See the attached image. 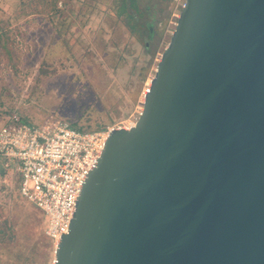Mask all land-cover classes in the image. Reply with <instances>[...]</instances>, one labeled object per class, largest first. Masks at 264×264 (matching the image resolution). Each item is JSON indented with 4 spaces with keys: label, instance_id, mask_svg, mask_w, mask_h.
<instances>
[{
    "label": "water",
    "instance_id": "water-1",
    "mask_svg": "<svg viewBox=\"0 0 264 264\" xmlns=\"http://www.w3.org/2000/svg\"><path fill=\"white\" fill-rule=\"evenodd\" d=\"M53 264H264V0H184Z\"/></svg>",
    "mask_w": 264,
    "mask_h": 264
},
{
    "label": "rangeland",
    "instance_id": "rangeland-1",
    "mask_svg": "<svg viewBox=\"0 0 264 264\" xmlns=\"http://www.w3.org/2000/svg\"><path fill=\"white\" fill-rule=\"evenodd\" d=\"M29 1L0 0V116L105 130L135 123L168 44L176 0H136L135 7L125 0L126 14L121 0H73L59 2L63 13L55 17L33 15ZM8 171L0 173V224L12 218L6 212L18 181ZM11 227L25 238L41 231L21 221ZM45 243L42 235L38 264H53Z\"/></svg>",
    "mask_w": 264,
    "mask_h": 264
},
{
    "label": "built area",
    "instance_id": "built-area-1",
    "mask_svg": "<svg viewBox=\"0 0 264 264\" xmlns=\"http://www.w3.org/2000/svg\"><path fill=\"white\" fill-rule=\"evenodd\" d=\"M183 6L184 0H176L167 36L172 34ZM134 124L116 129H129ZM112 129L83 132L64 121H46L37 126L21 122L14 114L0 128L2 165L19 176L21 196L46 216L44 234L51 240L53 252L58 238L67 232L78 188Z\"/></svg>",
    "mask_w": 264,
    "mask_h": 264
},
{
    "label": "trees",
    "instance_id": "trees-1",
    "mask_svg": "<svg viewBox=\"0 0 264 264\" xmlns=\"http://www.w3.org/2000/svg\"><path fill=\"white\" fill-rule=\"evenodd\" d=\"M73 0H30L26 5L31 9V13L33 15H50L55 17V15H59L63 13L61 8L58 7V3L62 2L64 4H70ZM136 0H129L130 6L135 7ZM123 6L121 7V14H126V4L125 0H121ZM21 5V3H20ZM44 9V10H43ZM45 11V12H43ZM125 17L130 18L131 15L127 14ZM10 115L3 114L0 116V122L3 125L7 123ZM21 122H25L32 125H40L37 123L30 122L21 117H18ZM65 122V121H64ZM69 126L83 132H95V131H103L104 127H90V126H81L76 123H69ZM0 165H2V161L0 160ZM3 167V165H2ZM1 169V167H0ZM7 172H9L6 169ZM1 173V172H0ZM2 175V173H1ZM17 175V174H16ZM17 184L16 191L10 192V209L6 212V214H10L11 219L8 217L6 221L0 224V264H38L40 261L37 254L38 253V242L42 241V235L48 241L49 245L53 247L51 240H49L44 235V230L46 227V216L43 214L41 210H39L33 203L27 201L24 197L21 196L19 192V183L20 178L17 175ZM14 194V196H13ZM22 222V224L28 223L30 226L39 228L41 225V231L39 235L34 236V238H25L23 235L21 228H18L16 232L10 226L14 225L17 222ZM7 224L9 226H7ZM10 228V232H8ZM12 232V233H11ZM47 243V244H48ZM45 243L44 248H46Z\"/></svg>",
    "mask_w": 264,
    "mask_h": 264
},
{
    "label": "crops",
    "instance_id": "crops-1",
    "mask_svg": "<svg viewBox=\"0 0 264 264\" xmlns=\"http://www.w3.org/2000/svg\"><path fill=\"white\" fill-rule=\"evenodd\" d=\"M152 1H154V0H152ZM1 166H2V165H0V167H1ZM3 168H4V167H3ZM10 171L12 172V170H10ZM6 172H7V171H6ZM1 173H3V172H2V167H1ZM13 173H14V172H13ZM0 176H1V175H0Z\"/></svg>",
    "mask_w": 264,
    "mask_h": 264
}]
</instances>
